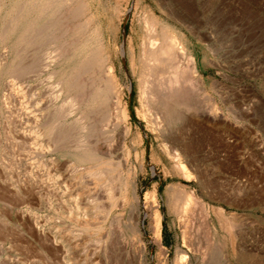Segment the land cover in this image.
I'll return each instance as SVG.
<instances>
[{
  "label": "rangeland",
  "instance_id": "374dc122",
  "mask_svg": "<svg viewBox=\"0 0 264 264\" xmlns=\"http://www.w3.org/2000/svg\"><path fill=\"white\" fill-rule=\"evenodd\" d=\"M80 1L84 2L86 13L66 23L71 27L69 37L79 38L80 47L85 45L93 52L104 50L114 58L119 82L124 88L131 86V92L125 89L124 103L132 133L124 141L126 123L113 101L84 102L80 110L60 120L61 125H67L74 133L69 132L63 144L66 146L67 141L66 147L70 149L76 140H86L89 144H85L96 148L101 158L115 163L136 193L137 211L131 213L134 201L121 200L118 190L122 183L115 181L113 195L117 206L108 217L105 213L98 214L99 218L93 215L89 193L94 187L91 196L103 197L98 202L108 209L109 199L103 192L106 189L95 187L93 180L84 175L83 167L90 164L77 163L71 150H61L53 137L44 132V124L52 119L53 110L67 102L66 94L56 102L52 98L59 75L49 78V73L78 64L81 51L69 62L58 63L52 54L53 45L23 48L14 46L12 37L4 44V68L8 71L0 85V264H159L157 255L161 247L153 230L154 200L150 196L154 192L161 214V244L168 264H174L177 250L185 254L190 264H264V0H74L73 6ZM164 6L185 18L184 23L167 19ZM146 10L155 12L175 28L198 61L206 86L188 84L185 88L184 81L185 86H181L187 90L182 93L181 87V97H193L199 110L210 104L208 97L214 98L229 118L200 117L192 126L183 121L171 125L176 136L167 139L174 138L192 152L190 179L165 156L162 148L168 141L154 135L137 114L139 90L129 52L131 42L137 49L141 43ZM88 17L92 20L90 27L77 35L72 33L74 26ZM123 49L127 53L125 61L120 55ZM21 62L23 73L10 72ZM88 74L78 77L80 84L84 80L81 85L87 95L103 85L97 75ZM82 111H87L89 118H83ZM236 114L240 120H235ZM81 117L85 120L80 125L93 121L98 130L94 136L79 130L72 132L75 128L70 126ZM123 160L128 161L124 164ZM88 185L91 186L87 189ZM172 188L176 190L173 192ZM86 189L91 191L88 193ZM82 192H87L88 198ZM185 194L193 201L191 210L177 212L180 210L174 209L172 203L181 202ZM75 200L81 203L79 213L74 210ZM219 209L222 216L217 212ZM102 216L110 218L105 220ZM85 224L93 226L89 234ZM94 231L97 235H93ZM134 238L142 239L146 245L143 254L137 250Z\"/></svg>",
  "mask_w": 264,
  "mask_h": 264
},
{
  "label": "bare ground",
  "instance_id": "6f19581e",
  "mask_svg": "<svg viewBox=\"0 0 264 264\" xmlns=\"http://www.w3.org/2000/svg\"><path fill=\"white\" fill-rule=\"evenodd\" d=\"M73 2H74V0H0V85L3 83V77L8 71V70H5V68H4L5 67V60H6V52H5V50H3L4 44L12 37L15 38L13 45L14 46L22 45L21 47H23V48L24 47L26 48L28 46H33V45H35V46L38 45L39 47H41V45L44 43L45 44L49 43V44L53 45V48H54L53 51H55V53H52V54H55L54 60L57 61L58 63L62 62L63 60L64 61L66 60L69 62V60L73 59V57L75 56V54L77 52L81 51L82 59L78 62V64L75 63V65L68 70H65L66 69L65 68L64 69L65 71H60V72L51 71L49 73V78L52 77V75L54 76L55 74L59 75V78L57 77L58 78L57 82L55 81L56 82L55 83L56 90H54L55 91L54 94L52 93L53 94V95H51V96H53L52 98H54V101H55L61 95L66 94L67 102L65 101L66 104L64 106L62 105L63 107L60 104V106H61V107L59 106L60 108H57V110H53L54 112L52 114V119L48 123L44 124L45 131L44 130L43 131L45 133L49 134L48 136H51V138L53 137L56 146H61V150L62 149L63 150L69 149L70 146L68 148L66 147L67 141H66V146L63 144V142L68 138L69 132H70L69 130H72V129L71 128L68 129L67 125H66V127L61 125L60 120H62V118L71 116L77 110H80L81 105L84 102L100 101L102 104L103 103L105 104V103H109V102L113 101L115 107L118 106L121 109V112H122L121 115L123 117L122 121H124L126 123V127H124V129H125L124 130L125 131L124 132V141H126L127 138L130 136V134L132 133V128H131V125H129V123H130L129 122V115H128V111H127V106L124 103V97L126 95L125 89H127L129 92H131V86L126 85L124 88L121 85V83L119 82V78L117 75V69L118 68H116L115 63L113 61L114 58L111 57V54H107L104 50H97L95 52L89 51V49L85 45H82L81 47L79 46V40H80L79 38H75V37L71 38L72 36L69 37L70 36V30L69 29L71 27L68 28V26H66V23L69 22V20H73V19L76 20L77 17L83 15L85 12L84 9L86 7V6H84V2H82V1H80L78 3V5H76V6H73L74 5ZM117 4H119V3H117ZM164 8H165L164 9L165 12H167V16H166V17H168L167 19L171 18L174 21H177V23H184L185 18H180V17L176 16L175 15L176 12H173L175 10L172 11V10L166 8L165 6H164ZM116 11H118V10H116ZM128 12H129V10H128ZM128 12H127V14H128ZM142 20L144 22V24H143L144 29H143V32L141 34V43L137 49L134 41L131 40L133 42H131V47H130V52H129V60H130V64H131L130 66L132 68L133 75L136 78L137 87L139 90V98L138 99H140V106L137 109V114L146 123L147 128H149L154 135H156L160 138H164V140L166 139L168 141V144H164L163 148H162L165 156L173 164H175L174 165L175 169L179 168L181 171L184 172V174H186V175H184L181 172L182 175L185 178L187 177L190 179L192 177L190 176V171H189L188 167L189 166L191 167V165L193 163V161L191 160V155H190L192 152L190 151L191 153H189V150L187 148H183L182 147L183 145L181 146L177 142V140H175L174 138H171V139L168 138L167 139V137H170V136L173 137V135L176 136L174 133V130L170 129L171 125L174 126L175 124L183 121V122H186V124L189 122V124H191V126H192V124L200 117H202V118L222 117L223 119L224 118L229 119V118L224 114L225 112L221 108V106L220 107L218 106V104L215 102L214 98L207 96L210 104L205 105V106H207V108H203V109L199 110L200 109L198 107L199 105H196V103L192 99L193 97L190 96V98H189V96H185L186 97L185 99H183L181 97V95H180L181 91H182V93L185 92L184 90H187L185 88H187L188 84L191 86H192V84L194 86L197 85V86H200L202 88H203V86H206V82H205L203 76L199 72V64H198L196 57L191 52L187 43L182 38V36L178 33V31L175 28L170 27L165 22H163L164 19L161 20V17L157 16L155 14V12H153L151 10L150 11L146 10ZM91 22H92V20L90 21V19L88 17V19H85V22L83 20L82 24L77 23L78 26L76 24V26H74L76 28L73 27L74 32H72V33H75V35H77L78 33L81 32V30L86 29L88 26L90 27L89 24ZM89 30L90 29H88V31ZM72 33H71V35H72ZM88 33H90V32H88ZM20 49H22V48H20ZM18 51H19V49H18ZM16 52H17V50H16ZM17 53H19V52H17ZM116 53H117V51H116ZM20 54L21 53H19L18 55H20ZM52 54L50 56H52ZM14 55L16 56V54H14ZM120 55L123 56L122 59L125 61V58L127 55L125 49H123L122 54H120ZM23 57L24 56H22V59H23ZM19 60H20V58H19ZM51 62H54V61H51ZM17 63H16V65L19 64V63L18 64ZM21 64H22V62L20 63L19 67H15L16 65H14L12 70L9 69L10 72L12 71L14 75L16 73L15 71H17V73L22 72L25 68H24V65L21 66ZM6 69H7V67H6ZM29 69H31V67ZM47 70H48V68H47ZM88 73H92L93 77H94V75L95 76L97 75L98 79L100 81H103L102 82L103 85H101L102 84L101 83L100 84L101 86H98V87L96 86L97 88H95V90H93L94 92L92 94H90L91 91H89V95H87L88 92L85 93L83 91L84 85H81V84L84 82V80L81 84L79 83L80 80H78V77L80 75L88 74ZM13 74H11V75H13ZM18 76H20V75H18ZM187 77H189V78H187ZM82 79H83V77L81 78V80ZM187 80L190 81L191 84L187 83ZM184 81L186 82L185 88L183 87V86H185ZM92 82H93V80H92ZM182 84H183V86H181ZM88 85H89V83H88ZM92 86H93V84H92ZM88 87L89 86H87V88ZM181 87H183L182 88L183 90H181ZM189 88H190V86H189ZM190 91H188V92H190ZM204 92H205V90H204ZM190 93L194 94L193 91H191ZM190 93H188V94L190 95ZM205 93H204V95H207ZM216 93L217 92H215V94ZM219 93L222 95V93L220 91H219ZM87 107H86V109H87ZM112 107H114V106H112ZM88 108H90V106ZM83 112H84V117L83 116L82 117L83 118H89L88 117L89 113H85L87 111H82V114H83ZM94 113H95V111H94ZM96 113H97V111H96ZM92 115H94L93 112H92ZM79 116H81V114ZM48 117H50V116H48ZM83 118L80 119V121H76V122L73 121V122H75L74 125H71L73 123L70 124L71 125L70 127L75 128V130H73L72 132H76V130L77 131L79 130V132H83L87 136H94L96 134V131H98L95 127V124L93 125V121H92V124L90 122L89 124L87 123L86 125H84V124L80 125L79 123L82 122L81 120H85ZM234 118H235V120H240L239 118H241V117H238L236 114ZM74 120H76V119H74ZM92 120H93V118H92ZM118 123H120V122H118ZM118 126H120V125H118ZM190 127H189V129H192V127L191 128ZM105 131H107V130H105ZM101 132H102V130H101ZM190 132H191V130H190ZM71 134H74V133H71ZM121 134H122V132H121ZM189 137L191 139V136H189ZM91 138H93V137H91ZM91 138H88V139H91ZM110 140H112V138ZM85 141H83L82 139L76 140L74 147L72 146V148H70L69 150H71L70 152H73V154L75 156V160L77 163L90 164L89 166H87L85 168L83 167V170H84L83 173L85 172L84 175H86L88 178L93 180V182H94L93 184H95V187H98L100 189L104 188V190L106 189V191H103V192H106L105 195L107 194V196L104 195V197H106V198L108 197L109 201H107V202H109V205H110V207L107 209L98 202L103 197L100 199V197L98 198L97 196L96 197L91 196L92 195L91 192L94 191V187H93L94 185H92L90 182V184L93 187L92 191H91V189H89L91 191L90 193H89V190H87V189L90 188L91 185L90 186L88 185V187L86 186L87 187L86 190L88 191L89 196H88L87 192L86 193L82 192V193L84 194L85 197L88 196L89 198H91L88 202L90 203V207H91L90 210H92L94 212L93 215L96 214V216H97L100 213L101 214L105 213L108 217V216H110L109 214L111 213V210L117 206V205H115L117 202L115 203V198H114L115 196L113 195V191H114L113 188H115V187H113V184L115 181L122 183V184H120V186H119L120 189L118 190V192H120V190H121V197H120L121 200L125 203L130 202V200L134 201V203L132 204L133 210L131 209L132 210L131 213L136 214V211H137L136 202L139 200H137L136 193H135L134 189L132 188V186L130 185V183L124 179L123 173L117 169L118 166L117 167L114 166V165H116L115 163H113L111 160L109 161V160H105V159L101 158L97 153L98 150L96 151V148L89 146V145H86L88 142L86 143ZM51 142H52V140H51ZM110 144H112V143H109L107 145L110 146ZM189 147H191V146L189 145ZM53 148H54V146H53ZM57 148H55V149L57 150ZM139 150H140V148H139ZM108 152H109V150H108ZM110 154H112V153H110ZM140 156H141V154H140ZM127 161L128 160H123L121 162L126 164ZM77 165H79V164H77ZM119 165H121V163H119ZM77 167L80 168V165ZM81 167H82V165H81ZM179 169H177V170H179ZM177 172H179V171H177ZM77 175L81 177L83 174L79 175V173H78ZM84 175L82 177H84ZM87 177H84V178H87ZM77 180H78V178H77ZM85 181H86V179H85ZM80 184L81 183H79V186H80ZM84 184L85 183H83L82 186H84ZM86 185H87V183H86ZM82 188L85 189V187H82ZM100 189H97V190L100 192ZM173 189L174 188H172V191H173ZM18 190L21 193V190L20 189H18ZM18 190H17V193H18ZM20 193H18V194H20ZM93 193H95V192H93ZM85 194H87V195H85ZM181 194H182V192H181ZM181 194H179V195H181ZM101 195H102V193H101ZM150 196L154 200V201L151 200L152 202H154V205H152V206H154L152 217H153V221L155 223V229H153V230H155V237L157 238V243L161 247L160 252L157 255L158 262H159V264H168L169 262L167 259V254L164 251V248L161 244V237H162L161 236L162 235L161 234V227H162L161 226V214L157 209V204H156L157 201H155V199H156L155 192L153 194H151ZM185 196L187 198L186 197L184 198V196H183L184 199H182L181 202L179 200L178 201L176 200L172 203V207L174 209L180 210L177 212L187 213L188 211L191 210V207L193 205V201L189 195L185 194ZM175 197H177V196H175ZM178 197H180V196H178ZM76 201L77 200H75L74 202H76ZM83 203H84V201H83ZM118 203H120V202H118ZM88 204H86V205H88ZM74 210L77 211V213H79L78 211L81 210V203L80 202L79 203L76 202L74 204ZM87 210H89V208ZM217 212L219 215L222 214L221 209H219ZM83 213L85 215L84 210H83ZM77 215H79V214H77ZM73 216H74V214H73ZM100 217H101V215H100ZM98 218H99V215H98ZM105 218H106V216L103 217L102 219H105ZM109 218H107V219H109ZM107 219H105V220H107ZM83 220L85 221L86 219H83ZM87 220L85 223H91V222H89L90 220L88 222H87ZM2 221H3L2 223H4L3 218H2ZM6 222H8V221H6ZM83 224H84V222H83ZM98 224H100V222ZM77 226H75V227H77ZM98 226H100V225H98ZM79 227H81V226H79ZM91 227H93V226L89 227L88 224L85 226L86 230H88V234H89ZM99 228L100 227H98V229ZM136 228H137L136 233L138 234V231H139V224L138 223L136 225ZM81 229H82V227H81ZM81 229H79V230L82 231ZM94 232H96V231H94ZM95 234L97 235V232L94 233L93 235H95ZM90 235H92V233ZM184 237L186 239V234H184ZM53 238H54V236H53ZM87 238H89V237H87ZM93 238L90 240L94 241L95 239H93ZM95 238L97 239V237H95ZM121 238H123L122 233L119 234V239H121ZM134 239L136 240V243H137V250H140L143 254L146 250V245L144 243H142V241H141L142 239L141 240L139 238H134ZM56 241H57V239H56ZM54 243H55V241H54ZM184 243H185V241H184ZM139 255H141V254H139ZM174 264H190V262H188L185 254L181 250H177L176 254H175Z\"/></svg>",
  "mask_w": 264,
  "mask_h": 264
}]
</instances>
